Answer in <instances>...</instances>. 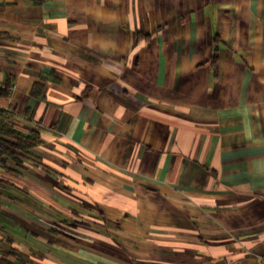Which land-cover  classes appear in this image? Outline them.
Masks as SVG:
<instances>
[{"label": "crops", "instance_id": "crops-1", "mask_svg": "<svg viewBox=\"0 0 264 264\" xmlns=\"http://www.w3.org/2000/svg\"><path fill=\"white\" fill-rule=\"evenodd\" d=\"M0 264H264V0H0Z\"/></svg>", "mask_w": 264, "mask_h": 264}, {"label": "built area", "instance_id": "built-area-1", "mask_svg": "<svg viewBox=\"0 0 264 264\" xmlns=\"http://www.w3.org/2000/svg\"><path fill=\"white\" fill-rule=\"evenodd\" d=\"M0 113H1V109H0ZM0 138H1V131H0ZM2 146H1V141H0V176H1V169H2V165H1V160H2Z\"/></svg>", "mask_w": 264, "mask_h": 264}]
</instances>
